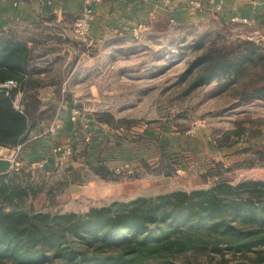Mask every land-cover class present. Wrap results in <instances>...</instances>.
<instances>
[{
    "label": "rangeland",
    "instance_id": "1",
    "mask_svg": "<svg viewBox=\"0 0 264 264\" xmlns=\"http://www.w3.org/2000/svg\"><path fill=\"white\" fill-rule=\"evenodd\" d=\"M144 25L137 32L107 34L98 43L88 37L80 39L73 29L65 40L50 25L43 29L42 41L32 32L0 30L3 38H34L40 44L36 52L42 55L40 59L52 64L48 69L59 70L62 77L73 74L68 82V105L89 115L94 123L90 134L105 140L93 144L84 140L85 146H115L120 152L111 150L100 159L110 160L116 154L115 158L131 164L112 169L103 164L98 172L110 181L100 186L95 203L79 198L71 203L59 191L67 184L59 183L56 171L53 176L36 165H22L10 153L11 147H0V156L9 148L13 164L0 178V208L51 216L85 214L91 208L129 204L139 198L206 192L220 182H264V90L257 88L264 84V79L259 80L263 67L237 80L224 78L200 86L193 85L195 75L189 70L190 62L212 45L235 47L240 41L253 40L264 51V23L227 22L220 16L180 23L170 16H158ZM64 42L72 51H63ZM69 57L75 62L66 67ZM83 177L88 178V172ZM251 189L243 188L235 198L246 197ZM260 200L264 203V198ZM62 224L68 228L69 221ZM65 238L69 246L81 245L69 229ZM205 239L197 249L166 254L163 262L264 264V246H253L242 254L225 245L222 253H216L212 247L218 238Z\"/></svg>",
    "mask_w": 264,
    "mask_h": 264
},
{
    "label": "trees",
    "instance_id": "2",
    "mask_svg": "<svg viewBox=\"0 0 264 264\" xmlns=\"http://www.w3.org/2000/svg\"><path fill=\"white\" fill-rule=\"evenodd\" d=\"M36 52L34 39L0 37V84L9 80L18 83L11 88L0 87V147H17L33 127L56 118V105L44 102L39 95L40 88L50 84L40 74L51 72L48 66L52 64L46 61L41 67L42 55ZM260 66L259 80L264 79V51L255 41L245 40L235 47H208L190 62L189 70L195 75L193 85L200 86L224 78L237 80ZM257 88L264 90V84ZM18 95L21 108L15 106ZM243 188L255 190L236 199L235 194ZM263 189L261 181L237 185L220 182L206 192L179 191L157 199L139 198L129 204L91 208L85 214L51 216L0 208V262L165 264L166 254L197 249L212 235L218 238L212 247L216 253H222L226 245L245 254L253 246H264ZM63 220L69 221L68 228ZM68 229L80 240L79 247L68 245Z\"/></svg>",
    "mask_w": 264,
    "mask_h": 264
},
{
    "label": "crops",
    "instance_id": "3",
    "mask_svg": "<svg viewBox=\"0 0 264 264\" xmlns=\"http://www.w3.org/2000/svg\"><path fill=\"white\" fill-rule=\"evenodd\" d=\"M192 1L0 0V30L6 33L23 31L24 34L29 35L32 32L36 39L37 36L35 35L39 34L41 40L42 35L45 34L43 29L50 25L49 29L52 28L53 31L67 40L68 32L73 29L76 18L87 7L94 9V17L90 23L88 38L91 42L97 43L110 33L137 32L145 26V23L158 16H170L176 18V21L180 23L201 22L211 16H220L227 22L238 21L254 25L264 23V0H213L212 3L203 1L201 8L194 7ZM57 39L60 41L61 37ZM37 43L34 39L36 48L40 45ZM61 46L63 51H68V49L72 51V48L68 46V42H64ZM74 62L69 57L64 66L74 65ZM46 63L42 61L40 66L42 67ZM57 64L58 61L53 65ZM36 65L39 64L36 63ZM72 76L73 74L70 73L62 77L59 75V70L40 74V78L45 83L50 84L40 88L39 95L43 100L56 105L57 115L54 121L59 122L62 127L53 134L46 132L51 123L33 127L21 144L11 148L10 153L15 154L22 165H36L46 170V173H52L53 176L57 173L55 178L60 180L59 183L67 184V188L64 190L60 186H54V188H60V193L68 196V201L71 203H75L77 198L80 202L93 200V203H95L94 201L99 198L100 186L110 181L98 172L99 167L104 164L108 169H112L118 166L128 167L131 164L128 160L115 158L116 154L111 156L110 160L100 159L102 154H111V150H113L112 153L120 152V149L115 146H112L113 149L99 147L101 144H96L95 147L89 149L85 146L87 143L81 136L83 131L80 129V125L70 121L73 105H68V82ZM20 97L21 95H18V100H20ZM59 98L67 99L60 101ZM70 107L72 108L70 109ZM79 121L82 123L88 122L90 130L94 125L93 119L89 115L84 116L83 112L80 114ZM92 133L90 144L97 143L100 140H102V143L105 142L103 138H99L94 132ZM57 145L73 146V154L65 161H61L53 152L54 147ZM8 158L12 160V157L8 156ZM85 172H88V178L83 177Z\"/></svg>",
    "mask_w": 264,
    "mask_h": 264
},
{
    "label": "built area",
    "instance_id": "4",
    "mask_svg": "<svg viewBox=\"0 0 264 264\" xmlns=\"http://www.w3.org/2000/svg\"><path fill=\"white\" fill-rule=\"evenodd\" d=\"M203 1H208V2H213V0H193L192 5L197 8L202 7V2ZM94 17V9L92 7H87L85 8L82 13L76 18L74 24H73V32L77 37L80 39H86L89 35L90 31V23L91 20ZM18 83L15 80H9L6 83L0 84V87L4 88H11L17 86ZM15 106L17 108H21V105L16 102ZM80 114L81 110L78 107H73L71 109V115H70V121L74 124H79L80 129L83 131L84 140L89 143L92 139V135L90 134V127L87 123L85 122H80ZM80 122V123H79ZM61 124L57 121H53L47 128L46 132L49 134L56 133L61 129ZM54 154L57 155V157L61 161H65L69 156L73 154V146L69 145L67 147H64L62 145H57L53 149Z\"/></svg>",
    "mask_w": 264,
    "mask_h": 264
},
{
    "label": "water",
    "instance_id": "5",
    "mask_svg": "<svg viewBox=\"0 0 264 264\" xmlns=\"http://www.w3.org/2000/svg\"><path fill=\"white\" fill-rule=\"evenodd\" d=\"M9 148H5L0 156V174L8 172L12 167V160L8 158Z\"/></svg>",
    "mask_w": 264,
    "mask_h": 264
}]
</instances>
